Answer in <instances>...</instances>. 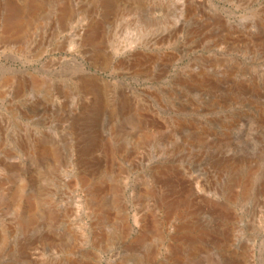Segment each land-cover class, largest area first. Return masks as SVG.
I'll return each mask as SVG.
<instances>
[{
  "label": "rangeland",
  "instance_id": "obj_1",
  "mask_svg": "<svg viewBox=\"0 0 264 264\" xmlns=\"http://www.w3.org/2000/svg\"><path fill=\"white\" fill-rule=\"evenodd\" d=\"M0 264H264V0H0Z\"/></svg>",
  "mask_w": 264,
  "mask_h": 264
}]
</instances>
